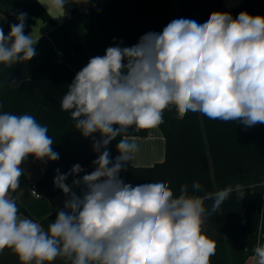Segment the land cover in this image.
I'll return each instance as SVG.
<instances>
[{"label": "clouds", "instance_id": "clouds-1", "mask_svg": "<svg viewBox=\"0 0 264 264\" xmlns=\"http://www.w3.org/2000/svg\"><path fill=\"white\" fill-rule=\"evenodd\" d=\"M37 2L61 18L69 0ZM27 15L18 13L7 35L0 27L5 68L37 55L38 41L24 34ZM60 106L75 129L92 138L99 154L95 170L73 180L82 186L77 195L65 181L84 172L82 166L63 174L56 169L54 185L67 198L47 230L22 218L10 195L20 187L21 165L29 156L57 161L59 153L48 127L33 115L0 113V253L11 249L21 264H51L58 257L70 264H210L216 245L204 232L206 220L233 193L242 199L244 187L205 192L197 181L191 193L181 185L177 196L167 180L125 183L120 173L139 150L127 133L133 126L161 125L173 107L177 119L192 112L245 128L264 124V16L213 12L202 24L179 18L134 46H110L76 74ZM118 136L113 161L108 145ZM253 251L257 264H264V244L258 240Z\"/></svg>", "mask_w": 264, "mask_h": 264}, {"label": "trees", "instance_id": "trees-1", "mask_svg": "<svg viewBox=\"0 0 264 264\" xmlns=\"http://www.w3.org/2000/svg\"><path fill=\"white\" fill-rule=\"evenodd\" d=\"M66 11L78 16L87 29L85 36L73 39L74 49L80 51L87 47L95 57L105 55L110 46H134L146 33H161L159 24L162 23L164 29L179 18L202 24L213 12H229L233 18L242 11L264 16V0H242L230 8L225 6L224 0H81L78 4L69 0ZM0 12L8 18L5 35L10 31V25L17 22L16 16L20 12L28 14L24 34L31 30L36 16L51 20V15L37 0H0ZM46 56V53L38 54L32 61ZM42 100L43 94L31 81L15 79L11 68L0 65V113L33 115L40 124L48 127V135L54 139L53 150L59 153L57 161L67 159L76 164L85 160L81 176L90 174L95 170L92 162L99 155L93 151L92 138H84L75 129L70 112L61 109L60 101L45 107ZM163 120L159 127L166 137L165 158L152 165L127 164L120 173L125 183L135 186L167 180L174 195L178 196L181 185L187 184L191 193V185L198 181L205 192H216L220 190L219 183L242 171L247 160L264 164V124L245 128L238 122L225 123L192 112L177 119V113L167 109ZM149 131L150 128L136 130L133 126L128 129L127 136H147ZM93 135L100 139L99 133ZM121 138L118 136L108 145L113 161L119 155L116 144ZM243 187L245 195L242 199L233 193L221 209L206 220L204 232L216 245L210 264H229L226 258L228 246L231 264H246V240L255 233L260 213L258 199L252 195L250 187ZM10 195L16 200L19 212L29 215L16 191ZM211 203L206 201V207L210 208Z\"/></svg>", "mask_w": 264, "mask_h": 264}, {"label": "crops", "instance_id": "crops-1", "mask_svg": "<svg viewBox=\"0 0 264 264\" xmlns=\"http://www.w3.org/2000/svg\"><path fill=\"white\" fill-rule=\"evenodd\" d=\"M242 0H224L226 7L230 8ZM66 15L61 18H52L44 20L39 16L35 17V23L31 30L25 35L31 34L36 44L37 55L46 53L47 56L38 61L19 63L11 67L12 76L15 79H28L43 94L42 104L45 107L50 106L55 101H61L68 91V86L74 80L76 74L87 65L92 52L85 47L81 54H76L70 46V40L76 36H85L87 29L80 18L76 15L69 14L65 9ZM7 16L0 12V27L5 30ZM161 32L162 23L158 25ZM63 51L62 57H58V51ZM176 114L175 108L170 110ZM134 140L138 145V152L130 164L135 165H152L165 158L166 154V137L162 129L157 126L150 128L147 136H127ZM82 168L85 167L86 161L78 162ZM77 164V163H76ZM75 165L67 159L56 161L50 164H44L32 157H28L21 167L24 173L20 178V187L16 190L19 202L27 209L28 214L19 212L22 218L27 217L41 224L47 230L48 226L55 221L59 210L64 206L67 198L65 194L54 185L56 169L61 174L70 172ZM81 173L78 175H69L65 181L77 195H82V186H73L74 179H81ZM264 164L256 160H247L242 171L238 174L227 177L219 183V189L222 190L229 186L235 187L240 184L248 186L252 195L258 199L259 222L255 233L246 240V249L248 258L246 264H257L254 256V248L257 241L264 244ZM31 183H37L42 192L41 197H36L31 192ZM226 258L231 264L230 247L228 246ZM0 264H21L18 256L11 249L6 248L0 253ZM47 264V262H46ZM51 264H70L63 258H57Z\"/></svg>", "mask_w": 264, "mask_h": 264}, {"label": "built area", "instance_id": "built-area-1", "mask_svg": "<svg viewBox=\"0 0 264 264\" xmlns=\"http://www.w3.org/2000/svg\"><path fill=\"white\" fill-rule=\"evenodd\" d=\"M63 54H64L63 51L59 50L57 55L58 57H62ZM263 184H264V181H263ZM30 188H31L32 194H34L36 197L42 196V192L37 183H31Z\"/></svg>", "mask_w": 264, "mask_h": 264}, {"label": "rangeland", "instance_id": "rangeland-1", "mask_svg": "<svg viewBox=\"0 0 264 264\" xmlns=\"http://www.w3.org/2000/svg\"><path fill=\"white\" fill-rule=\"evenodd\" d=\"M72 40H70V46H71V48L73 49V51L76 53V54H81L82 53V51L84 50V48L83 49H81L80 51H76L75 49H74V47H73V44H72V42H71Z\"/></svg>", "mask_w": 264, "mask_h": 264}]
</instances>
